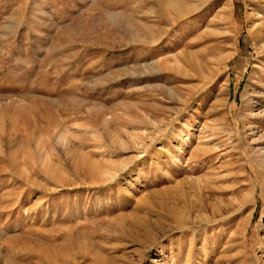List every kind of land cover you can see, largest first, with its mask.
I'll return each instance as SVG.
<instances>
[{"label":"rangeland","instance_id":"obj_1","mask_svg":"<svg viewBox=\"0 0 264 264\" xmlns=\"http://www.w3.org/2000/svg\"><path fill=\"white\" fill-rule=\"evenodd\" d=\"M164 1L0 0V264H264V0Z\"/></svg>","mask_w":264,"mask_h":264},{"label":"bare ground","instance_id":"obj_2","mask_svg":"<svg viewBox=\"0 0 264 264\" xmlns=\"http://www.w3.org/2000/svg\"><path fill=\"white\" fill-rule=\"evenodd\" d=\"M159 6H160L161 9H159V10H156L155 9L154 11L151 12L152 13L151 15L157 14V13H159L160 15H162V13L160 12V10H162V12H163V10L166 11V9H167V12L168 13H173L174 14V17L175 18L172 19V20L175 21L176 19H178V20L179 19H183V18L187 17V15L189 16V14H190L189 13L190 8L186 7L185 4H179L177 2V0H165L162 4H159ZM152 22H153V25L155 27H156V25L160 24L156 20V18H155V20L152 19ZM153 25H152V27H149V28L147 26H145V27L148 28L147 30H149V32H150L151 38L153 39L152 44L154 45V44H157L160 40H162V38L160 36L161 35V31L159 32L160 33L159 36L156 35V33H157L156 31H153ZM156 30H157V28H156ZM163 32H164V30H163Z\"/></svg>","mask_w":264,"mask_h":264}]
</instances>
